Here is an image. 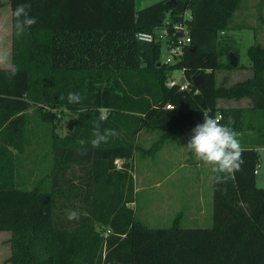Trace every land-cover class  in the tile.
<instances>
[{"label": "trees", "instance_id": "obj_1", "mask_svg": "<svg viewBox=\"0 0 264 264\" xmlns=\"http://www.w3.org/2000/svg\"><path fill=\"white\" fill-rule=\"evenodd\" d=\"M9 2L11 13L18 3L29 4L37 22L22 36L11 24V62L19 71L0 70V158L6 143L19 147L15 128L30 106L46 119L59 106L77 113L53 144L48 187L18 186L0 164V230L12 232L11 264H264V187L255 173L257 148L264 146V45L246 49L251 75L228 86L215 79V69L239 65L228 61L238 48L220 37L232 28L241 0H157L139 9L135 0ZM186 9L191 44L181 60L161 62L159 43L135 33L166 17L179 20ZM172 68H183L187 87L166 84ZM70 92L81 101L68 103ZM242 98L260 112L259 124L246 120L243 107L217 105ZM103 108L101 129L119 135L98 148L81 146ZM203 114L222 117L221 124L231 118L244 164L223 183L212 180L211 226H182L181 210L170 225L150 226L130 205L134 151L153 155L172 131L191 130ZM142 128L159 132L147 150L136 142ZM69 209L79 211V220L66 218Z\"/></svg>", "mask_w": 264, "mask_h": 264}, {"label": "rangeland", "instance_id": "obj_2", "mask_svg": "<svg viewBox=\"0 0 264 264\" xmlns=\"http://www.w3.org/2000/svg\"><path fill=\"white\" fill-rule=\"evenodd\" d=\"M157 0H135L139 9ZM190 10H187L189 13ZM232 28L221 36L238 48L239 65L215 69L216 84L231 85L252 73V67L246 53L251 43L264 45V0H241L232 18ZM225 44V43H224ZM0 51L12 56L11 46V5L9 0H0ZM163 52L161 53V55ZM220 59L225 61L223 52ZM185 83L186 78L180 68L168 71L166 80ZM217 105L243 107L245 118L254 125L262 121L260 112H252L250 100L239 101L217 99ZM105 109H102V112ZM55 116L41 117L34 106L23 111V121L16 127L15 141L6 143V153L0 158V164L6 172L12 173L16 185L32 188L37 184L50 185L53 163V144L57 136L66 135L71 127L68 121L77 113L65 106L53 108ZM2 131V130H1ZM191 130H174L161 147L152 155L136 149L130 170L135 185V200L131 202L135 216L150 226H168L177 213H186L181 219L182 226H211L212 220V173L210 166L196 159L185 147ZM252 130L247 133L252 134ZM14 135V134H13ZM1 136V134H0ZM159 136L155 130L140 129L136 142L148 149ZM256 165V184L264 187V146H259ZM123 161V159H122ZM181 166H178V163ZM116 163V162H115ZM117 165L120 161H117ZM192 208L195 211L191 212ZM202 209L200 218H192L188 213L196 214ZM95 227L103 231L99 223ZM12 232L0 230V264H11Z\"/></svg>", "mask_w": 264, "mask_h": 264}, {"label": "clouds", "instance_id": "obj_3", "mask_svg": "<svg viewBox=\"0 0 264 264\" xmlns=\"http://www.w3.org/2000/svg\"><path fill=\"white\" fill-rule=\"evenodd\" d=\"M36 17L30 15V5L18 3L11 13V24L17 36L24 35L31 26L36 23ZM0 70L7 71L15 76L19 69L11 62L7 52L0 51ZM68 103H79L81 95L78 92H70L67 95ZM107 111L93 121L92 138L90 141L81 140V146L89 143L93 148H98L101 144L107 143L109 138L116 137L119 132L115 129H101V124L107 119ZM222 117L203 114L202 122L197 123L190 132L185 147L193 153L197 160L210 166L213 174L211 179L214 182L223 183L230 175L241 169L244 164L243 148L238 139V133L229 125L233 123L231 118L227 124H221ZM66 218L69 221L79 220L78 210H67Z\"/></svg>", "mask_w": 264, "mask_h": 264}, {"label": "built area", "instance_id": "obj_4", "mask_svg": "<svg viewBox=\"0 0 264 264\" xmlns=\"http://www.w3.org/2000/svg\"><path fill=\"white\" fill-rule=\"evenodd\" d=\"M192 18L191 12L187 13V9L183 12L182 18L173 21L169 17H166L161 24L154 27L151 31H137L135 36L137 39L145 41H157L160 45V61L168 64H172L181 60L185 54L186 47L191 44L190 34V20ZM223 33V30L221 31ZM163 54L161 55V53ZM184 74L183 68H180ZM168 86L179 84L180 88L188 86V80L181 84L175 80H166ZM166 107H172V104L167 103ZM122 159L117 158L115 162ZM119 164V165H120ZM118 165V166H119ZM257 168H255V172Z\"/></svg>", "mask_w": 264, "mask_h": 264}, {"label": "water", "instance_id": "obj_5", "mask_svg": "<svg viewBox=\"0 0 264 264\" xmlns=\"http://www.w3.org/2000/svg\"><path fill=\"white\" fill-rule=\"evenodd\" d=\"M174 2H176V0H167V3H174ZM191 49H193V47ZM228 61L231 65L235 66L238 63V56L233 51H229Z\"/></svg>", "mask_w": 264, "mask_h": 264}, {"label": "crops", "instance_id": "obj_6", "mask_svg": "<svg viewBox=\"0 0 264 264\" xmlns=\"http://www.w3.org/2000/svg\"><path fill=\"white\" fill-rule=\"evenodd\" d=\"M178 166L180 167L181 166V163L179 162L178 163ZM191 212H193V211H195V209L194 208H192V210H190ZM191 212L190 213H188V216H193L192 218H200V215H201V212H202V209H200L198 212H196V214L194 215V214H191ZM183 214V217H184V215L186 214V213H182ZM183 217H182V219H183Z\"/></svg>", "mask_w": 264, "mask_h": 264}]
</instances>
